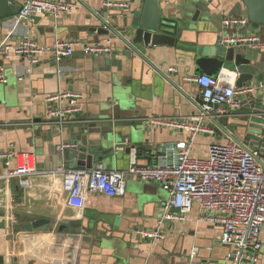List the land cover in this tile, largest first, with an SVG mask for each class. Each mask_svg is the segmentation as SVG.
Masks as SVG:
<instances>
[{
	"label": "crops",
	"instance_id": "0c3cea01",
	"mask_svg": "<svg viewBox=\"0 0 264 264\" xmlns=\"http://www.w3.org/2000/svg\"><path fill=\"white\" fill-rule=\"evenodd\" d=\"M15 1L22 3V0ZM64 1L72 4V10L59 19L33 15L40 17L35 21L32 16L19 19L17 14L0 20V45H16L24 37L49 45L59 27L64 40L93 45L110 39L112 51L94 56L84 54L78 47L72 56L60 60L52 52L45 51L35 64L29 63L27 57L14 54L10 60L0 59V62L4 61L8 80L7 83L0 82V152L13 148L32 153L38 166V172L31 176L28 185H22L19 178L9 182L0 180V254L4 252L8 236L18 234L17 230L32 220L49 217L58 222L82 217L87 211L102 227H109L113 222L119 224L120 229L113 227L112 230H121L120 234L125 231L126 237L106 236V241L91 246L80 242L73 264H229L232 249L218 243L222 229L201 221L202 210L198 204L187 220L164 225V239L152 241L135 235L137 228L154 229L158 225L164 203L169 198L168 190L159 182L130 178L122 195L110 197L92 193L82 209L67 204L62 173L55 170L65 164L57 146L64 142L79 145L80 136L99 142L95 150L102 157L98 161L89 157L83 163L70 158L66 161L70 162L69 168L64 166L66 169L93 168L98 162L108 169H126L129 154L125 148L132 145L137 151L142 147V155H137L141 165L170 162L174 158L173 147L177 142L187 140L189 134L149 123L156 117L178 118L196 113L198 86L192 80L196 74L193 61L183 53L188 46L180 43L178 46L142 47L147 61L138 56H126L123 43L115 36L99 41L102 37L89 32L97 21L85 5L86 0ZM99 1L89 0V4L94 7ZM114 1L128 3L126 9L133 12L142 8L140 0ZM165 1L164 21L174 20L182 14L191 17L183 13L184 0ZM207 1L211 19L205 24L204 31L208 33V40L213 39L211 33L216 26L222 31L219 22L225 14L246 11L242 0ZM178 26L187 28L189 23ZM261 31L264 33V28ZM248 32L254 33L250 30L243 33ZM260 37L264 44V35ZM183 38L195 40L196 33L188 31ZM254 51L264 54V46ZM170 68L174 70L170 71ZM61 90L82 93L84 106L80 117H72L62 127L54 124L48 115L57 104L46 100ZM238 100L242 103V98L238 97ZM224 114H218L214 121H205V126L212 128L214 133L197 136L194 155L200 156L204 148L203 156L211 142H226L230 138L250 146V139L242 127L234 124L239 118H228ZM121 136L126 137L124 145L118 142ZM161 155H167V158ZM262 160L264 163V158ZM4 164L0 160V169ZM22 239L31 242L26 246L23 264H66V246L53 243L54 233L24 234ZM261 239L260 264H264V228ZM194 248L198 252L190 258Z\"/></svg>",
	"mask_w": 264,
	"mask_h": 264
},
{
	"label": "built area",
	"instance_id": "2783aa9c",
	"mask_svg": "<svg viewBox=\"0 0 264 264\" xmlns=\"http://www.w3.org/2000/svg\"><path fill=\"white\" fill-rule=\"evenodd\" d=\"M105 5L123 9L129 7L126 2L114 0ZM71 10L72 4L69 1L22 0L18 18L46 15L59 19ZM249 24L251 22L244 13L225 14L222 26L225 29L233 28L234 34L224 35L221 43L227 48L246 47L252 50L264 46L258 34L241 32ZM78 47L84 54L94 56L112 51L110 39L93 45L77 40L57 39L51 45H41L32 38L24 37L16 45H0V59L10 60L14 54L27 57L29 63L35 64L45 51L52 52L60 60L72 56ZM3 62H0V82L7 83ZM173 70L170 68V71ZM237 79V71L225 67L214 75H194L192 80L198 86V111L188 117H156L151 120L149 124L152 126H165L189 134L187 140H181L173 147L174 158L170 162L141 165L137 150L133 148L128 167L123 170L108 169L101 162L90 169L58 166L55 170L62 173L61 182L67 194V204L82 209L92 193H103L110 197L122 195L130 178L159 182L168 190L169 198L164 203L157 227L137 228V237L152 241L164 239V225L187 220L198 204L202 210L201 221L222 229L218 243L232 249L229 264H260L263 249L261 234L264 228V163L261 152L230 138L226 142H211L203 156L193 154L197 136L214 133L212 128L205 126V121H214L228 107L239 108L238 97L256 90V86L237 87ZM82 99V93L70 90H61L47 97V102L57 104L49 111V118L62 127L72 117H80L84 113ZM72 146L77 144L64 142L57 146V150ZM161 156L167 158V155ZM0 160L5 163L4 168L0 169V180L6 182L19 178L22 185H28L31 176L38 172L34 155L29 152H18L10 148L0 152ZM197 252L198 249L194 248L190 258H194Z\"/></svg>",
	"mask_w": 264,
	"mask_h": 264
},
{
	"label": "water",
	"instance_id": "95a60500",
	"mask_svg": "<svg viewBox=\"0 0 264 264\" xmlns=\"http://www.w3.org/2000/svg\"><path fill=\"white\" fill-rule=\"evenodd\" d=\"M108 1L113 0H101L98 4L93 5L100 11H96L94 7H91L89 0L84 1L97 21L94 26L89 28V32L95 33L98 35L97 37H102L99 41L115 36L124 45V55L134 58L138 56L145 61H147V58L142 51V47L150 45L178 46L182 43L189 47L188 50H183V53L193 61L195 75L202 73L214 75L226 64H230L238 73L237 87H257L255 91L239 96V98H242L241 107L237 109L228 107L224 115L228 118L230 116L239 118V122H234V124L242 127L243 132L250 139V147L259 150L262 158H264V54L246 47L227 48L221 43L224 35L227 34L223 30L220 31L217 26L211 33L214 36L213 39L208 40V33L204 31L205 24L211 19L207 0H184L182 2L183 13H188L191 17L182 14L174 20L166 21L162 19L165 0H140L142 8L135 12L126 8L107 7L105 3ZM242 2L251 26L255 29H263L264 0H242ZM21 8L22 3L19 1L0 0V20L3 21L19 14ZM31 18L35 21L40 19L38 16H32ZM185 23H189L187 28L178 26V24ZM52 25H56V23H52ZM55 31V36L50 45L57 39L64 38L59 27ZM188 31L196 33L195 40L188 41L183 38ZM78 139L81 141L79 145L65 147L62 150L66 168H69L70 162L66 161L70 158H77L84 163L89 157H92L95 161L102 157L99 156L100 152L95 150V147L99 145L95 138L80 136ZM126 141L125 136L118 138L121 145L126 144ZM119 146L115 147L117 151L120 149ZM132 148L133 145L125 148L129 154V160ZM86 168L90 169L92 167ZM113 227L120 229L119 224L116 225L114 222L109 227L100 226L93 215L87 211L82 217L63 219L58 222L49 217L32 220L18 229V234L13 237L8 236L4 252L0 254V264H23L26 246L31 244L30 240L24 241L22 239L23 235L48 233H54V244H65L64 263L73 264L80 242L91 246L103 243L107 239L106 236L126 237L125 231L120 234L118 232L121 230H112ZM57 258L61 259L59 256Z\"/></svg>",
	"mask_w": 264,
	"mask_h": 264
},
{
	"label": "rangeland",
	"instance_id": "374dc122",
	"mask_svg": "<svg viewBox=\"0 0 264 264\" xmlns=\"http://www.w3.org/2000/svg\"><path fill=\"white\" fill-rule=\"evenodd\" d=\"M243 11H244L243 13L246 15V11H245V10H243ZM219 24H220V26H221V28H222V30L224 31L225 34H229V35H233V34H234V29H233V28H226V29L223 28V26H222V18L220 19ZM240 30H241V29H240ZM248 30H250V31H252V32H254V33H256V34H258L259 36H260V35H262V36L264 35V33H262L261 29H255V28H253V27L251 26V24H249V25L247 26V28H246L245 31H248ZM245 31L242 30V32H245ZM225 66H226V68H228V69H230V70H233V69H234L230 64H226ZM201 153H202V154L205 153V149H204V148L202 149ZM202 154H201V155H202ZM201 155H200V156H201Z\"/></svg>",
	"mask_w": 264,
	"mask_h": 264
},
{
	"label": "trees",
	"instance_id": "16d2710c",
	"mask_svg": "<svg viewBox=\"0 0 264 264\" xmlns=\"http://www.w3.org/2000/svg\"><path fill=\"white\" fill-rule=\"evenodd\" d=\"M141 152H142V147H139V148H138V151H137V155H138V156L142 155Z\"/></svg>",
	"mask_w": 264,
	"mask_h": 264
}]
</instances>
